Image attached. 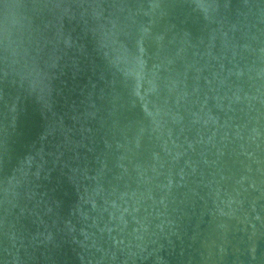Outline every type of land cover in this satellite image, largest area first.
<instances>
[{
    "label": "water",
    "instance_id": "1",
    "mask_svg": "<svg viewBox=\"0 0 264 264\" xmlns=\"http://www.w3.org/2000/svg\"><path fill=\"white\" fill-rule=\"evenodd\" d=\"M0 264H264V0H0Z\"/></svg>",
    "mask_w": 264,
    "mask_h": 264
}]
</instances>
